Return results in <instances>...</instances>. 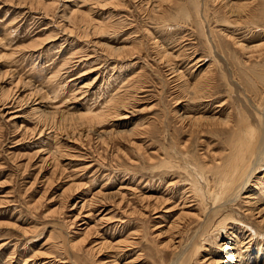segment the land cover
Here are the masks:
<instances>
[{
  "label": "rangeland",
  "instance_id": "1",
  "mask_svg": "<svg viewBox=\"0 0 264 264\" xmlns=\"http://www.w3.org/2000/svg\"><path fill=\"white\" fill-rule=\"evenodd\" d=\"M239 1L0 0V264H264L262 181L215 210L195 163L226 139L189 131L193 116L224 121L230 110L264 121V67L234 44L264 43L251 33L264 30V0ZM204 4L213 40L209 20L197 27ZM216 71L211 94L186 88Z\"/></svg>",
  "mask_w": 264,
  "mask_h": 264
},
{
  "label": "bare ground",
  "instance_id": "2",
  "mask_svg": "<svg viewBox=\"0 0 264 264\" xmlns=\"http://www.w3.org/2000/svg\"><path fill=\"white\" fill-rule=\"evenodd\" d=\"M249 2L251 0H248ZM255 1V0H254ZM159 2V1H158ZM241 2V0L239 1ZM238 2V3H239ZM248 2V4H249ZM252 3V2H251ZM158 4V3H157ZM252 5V4H251ZM156 6V5H155ZM157 7H160L161 13L158 14V19L156 16V20H159L158 22L162 23L163 25H168L169 22H167L168 20H171L170 18L168 19H163L162 18H166L169 17L168 13L164 10L165 7H163L162 4H158ZM182 7L181 5L179 6V8ZM240 7L241 10V15L242 13H244V15H248L249 12H251L252 7L247 5V3L245 5H240L238 6ZM237 7V9H238ZM199 8V7H198ZM262 6H261V10H262ZM209 10L210 8L204 4V15L201 17V12L199 13L198 11L197 13V18L198 21H196L198 23V28H204V24L205 22H207V20H209V34H208V38L209 39H214L216 37V30L214 29L215 26H211V20L209 19ZM200 11V9H199ZM187 12H189V10H187ZM199 13V14H198ZM188 15H190L188 13ZM186 14V16H188ZM251 18V16L248 15V20ZM208 23V22H207ZM208 25V24H206ZM250 25V24H249ZM169 26V25H168ZM164 28V27H163ZM167 28V27H166ZM258 28V29H257ZM169 29V28H168ZM254 29V28H253ZM259 30L258 26H255V30H251V33L253 32L254 34H252L253 36L256 35H264V30L263 31H257ZM203 31V30H202ZM168 32V31H167ZM207 32V30H206ZM169 34V33H168ZM203 34H206L203 31ZM251 35V36H252ZM174 39V37H172ZM253 38V37H252ZM212 39V40H213ZM176 41H178L179 39H175ZM207 40V39H206ZM210 41V40H209ZM215 41V40H214ZM213 41V42H214ZM179 42V41H178ZM181 42V41H180ZM183 44V43H182ZM234 44H236L235 46H237V49H239V53H243V54H250L248 55L250 58L254 57L257 59H260V62L262 63H258L257 65L259 67H264V43H257V44H253V45H244L243 42H239L236 41ZM180 45V43H179ZM141 46V45H140ZM155 46L158 48L157 49V56L158 59H160L161 61L166 60V62L169 63L170 65V70H172V72H176L178 71V68L175 69L174 65H176L175 63V55H172L171 53H168L167 50L165 49H161L159 43H155ZM185 46V45H183ZM222 49V48H221ZM224 52H228L229 53V58L231 59V61H233V63H240V65H242V69H244L243 67L248 69V65L245 64L244 62H242L240 60L239 55L236 54V52L231 51L230 49H226ZM238 53V52H237ZM225 54V53H224ZM226 55V54H225ZM180 55H176V57H179ZM253 59V58H252ZM263 60V61H262ZM193 61V60H191ZM214 63V62H213ZM263 64V65H262ZM239 65V66H240ZM211 67V66H210ZM241 67V66H240ZM174 69V70H173ZM215 69V68H214ZM244 71V70H242ZM171 72V73H172ZM212 72V71H211ZM245 72V71H244ZM243 72V73H244ZM207 75L203 76L202 78L200 77L198 80H196L197 82H194L195 84H191L193 85V87H191L190 85H188L185 82L186 88H192L190 92H192L193 96H202V94L204 93L203 96H207L209 94L212 93V90L217 88L215 87V85H217V80H216V75H217V71L216 73H213L212 75H208L209 73L206 72ZM132 74V73H131ZM173 74V73H172ZM246 75V74H244ZM179 76V75H178ZM250 76V75H249ZM139 77V76H138ZM137 80V79H136ZM135 80V81H136ZM249 80V79H247ZM131 81V80H130ZM134 81V80H133ZM227 81V80H226ZM250 81V80H249ZM248 82V81H247ZM227 83V82H226ZM227 85H229L227 83ZM190 90V89H189ZM254 90V89H253ZM131 92V91H130ZM133 96V94H132ZM120 97V96H119ZM123 97V96H122ZM115 98V97H114ZM127 98V97H126ZM130 98V97H129ZM116 99V98H115ZM119 98H117L116 100H118ZM202 99V98H201ZM199 99V100H201ZM212 99V98H211ZM121 100H123L121 98ZM131 101V100H130ZM206 101V100H205ZM204 101V102H205ZM208 102V101H207ZM118 103V102H117ZM121 103V102H120ZM123 103V102H122ZM128 103V102H127ZM187 103V102H186ZM202 103V102H201ZM206 103V102H205ZM115 105V102L113 103ZM126 104V103H125ZM124 104V105H125ZM193 104V103H191ZM200 104V103H199ZM203 104V103H202ZM113 105V106H114ZM130 105V104H129ZM127 105V106H129ZM188 105V103H187ZM205 105V104H204ZM184 106V105H183ZM191 106V105H190ZM198 106V105H197ZM208 106L210 107V103L208 102ZM110 107V106H109ZM189 107V105H188ZM203 107V106H202ZM221 107V106H220ZM114 108V107H112ZM183 108V107H182ZM187 108V107H186ZM194 108V107H192ZM197 108V107H196ZM195 108V109H196ZM199 111V109H196ZM208 110V108H207ZM206 110V111H207ZM213 110V109H211ZM210 110V111H211ZM225 110V109H224ZM215 112V110H214ZM230 113L225 116L226 118L224 119V121H217L215 120H208L207 118H205L204 116H199L198 117H192L193 118V125L190 126L189 131L192 132L194 134L199 133V132H204L206 128H209L212 130H216V131H220L221 134L224 135L225 137V141L223 143V152L219 154V152L216 153V151H214L212 148L218 146L219 144H216L214 146L208 145V149L207 151L202 153V156L199 157L197 163V167H198V177H197V183L198 184H202L203 181L208 182L209 184L212 183V187L210 188L209 193L212 195L213 197V203H212V207H215V210H219L221 208L222 209H226V207H229L232 205V203L236 202V198L234 199L235 193L237 191H239L240 193L246 189V186L250 183V181H252L254 178L257 181L261 180L262 182L260 183V191L261 192V197H264V121L263 123L259 124V126L256 125H252L251 123H247L245 122L244 117L240 116L238 118V120L235 119L232 110L229 111ZM222 115V114H221ZM215 116V115H213ZM125 117V116H124ZM212 118V117H211ZM181 120H184V118H181ZM249 122V121H248ZM181 129H186L187 126L186 125H181ZM213 126H216V128L218 126L222 127L221 129H214ZM219 128V127H218ZM180 129V130H181ZM191 135V136H192ZM203 135V134H202ZM186 147H188V144H185ZM203 149V148H202ZM190 154V153H188ZM192 155V154H190ZM193 159V157H192ZM195 166V165H194ZM263 172V175L261 177H257L256 174H261ZM194 176V175H193ZM196 178V177H195ZM210 178V179H209ZM209 179V180H208ZM256 182V181H255ZM254 186V185H253ZM251 187V186H250ZM256 187V186H255ZM199 188V187H198ZM219 189V191L217 192L216 189ZM256 189V188H255ZM253 189V190H255ZM190 190V189H189ZM200 192L198 194V199H199V205L200 208L202 210H205L206 213L207 208H205L204 204H206V196L207 193H205L203 191V188H199ZM257 190V189H256ZM248 191V190H247ZM246 192V191H245ZM252 193V192H251ZM190 194V192H189ZM188 194V196H189ZM242 194V193H241ZM247 194V193H246ZM255 195V194H254ZM237 196V195H236ZM257 196V195H256ZM242 197V196H241ZM258 197V196H257ZM209 198V197H208ZM238 198V197H237ZM254 198V197H253ZM259 198V197H258ZM224 199V201H223ZM234 199V200H232ZM5 200V199H4ZM95 200V199H94ZM191 200V199H190ZM258 200V199H257ZM188 201V200H187ZM256 201V200H255ZM261 201V199H260ZM263 201V200H262ZM257 202V201H256ZM259 202V201H258ZM95 203V202H94ZM189 203V202H188ZM262 203V202H261ZM98 204V203H97ZM190 204V203H189ZM264 204V203H262ZM90 205V204H89ZM188 205V204H187ZM259 205V204H258ZM261 205V204H260ZM193 207V205H190ZM186 207V206H185ZM191 207V208H192ZM260 207V206H259ZM156 208V207H155ZM211 208V207H210ZM253 208V207H252ZM157 209V208H156ZM190 209V208H189ZM94 210V209H93ZM256 210V209H255ZM253 210V211H255ZM264 209H262L263 211ZM190 212V211H189ZM136 213V212H135ZM212 213V212H211ZM210 213V214H211ZM188 214V213H187ZM190 214H192L190 212ZM194 214V213H193ZM249 213H247L248 215ZM214 215V212L212 214V216ZM257 215V214H256ZM203 217V216H202ZM224 217V216H223ZM102 218V217H101ZM233 219V218H231ZM112 220V219H111ZM211 220V219H210ZM102 221V219H101ZM123 221V220H122ZM107 222V221H106ZM176 222V221H175ZM202 222V221H201ZM175 224V223H173ZM237 224V223H236ZM124 225V224H123ZM230 226V225H229ZM27 229V227H25ZM24 228V229H25ZM124 228V226H123ZM172 228V227H171ZM180 228V227H179ZM233 228V227H232ZM29 229V228H28ZM176 230V229H175ZM215 230V229H214ZM252 230V229H251ZM24 231H28V230H24ZM91 231V230H90ZM89 231V232H90ZM124 231V229H123ZM253 231V230H252ZM251 231V232H252ZM234 234L236 233L237 236L238 235H242L244 237V239H246V241L251 242L255 239V235L254 233H251L249 229H247L246 227H242V225L237 226L234 225ZM27 233V232H25ZM241 233V234H240ZM28 234V233H27ZM88 234V232H87ZM134 234V233H133ZM233 234V233H232ZM135 235H137L135 233ZM235 236V235H234ZM259 236V235H258ZM133 237V236H132ZM136 237V236H135ZM123 238V237H122ZM129 238V237H127ZM233 238V237H232ZM248 239V240H247ZM131 240V239H130ZM259 239L256 238L255 241L257 242ZM116 241V240H115ZM123 241V240H122ZM120 241V242H122ZM129 241V239H128ZM133 241V240H132ZM118 242V243H120ZM126 242V241H125ZM131 242V241H130ZM243 242V241H242ZM260 243H262V240H259ZM112 243V242H111ZM116 243V242H115ZM117 243V244H118ZM124 243V242H123ZM237 243L238 244L241 243V240H239ZM235 243V244H236ZM82 244V243H81ZM125 244V243H124ZM245 244V241H244ZM130 245V244H129ZM242 245V244H241ZM118 246V245H117ZM245 246V245H243ZM262 246V245H261ZM125 248V247H123ZM122 248V249H123ZM251 248V247H250ZM126 249V248H125ZM127 250V249H126ZM237 251H235L236 254L232 255V259L234 260L235 258L233 257H237L239 256L241 253L238 249H236ZM250 250V249H249ZM262 250V249H261ZM124 251V250H123ZM129 251V250H128ZM212 251V250H211ZM198 252V250H197ZM125 253V252H124ZM129 253V252H128ZM40 254V253H39ZM37 253V255H39ZM122 254V253H121ZM129 255V254H127ZM126 255V256H127ZM212 255V254H211ZM224 255V254H223ZM220 256V255H219ZM222 256V255H221ZM225 256V255H224ZM125 257V256H124ZM128 257V256H127ZM33 258V257H32ZM119 258V257H118ZM121 258V256H120ZM220 258V257H219ZM56 259V258H55ZM117 259V258H116ZM218 259V258H217ZM221 259V258H220ZM130 260V259H128ZM222 260V259H221ZM132 261V260H131ZM224 261V260H223ZM248 262V261H247ZM129 263V262H128Z\"/></svg>",
  "mask_w": 264,
  "mask_h": 264
}]
</instances>
